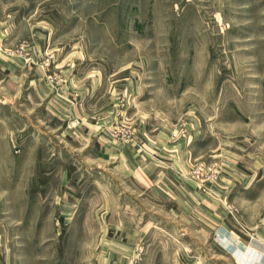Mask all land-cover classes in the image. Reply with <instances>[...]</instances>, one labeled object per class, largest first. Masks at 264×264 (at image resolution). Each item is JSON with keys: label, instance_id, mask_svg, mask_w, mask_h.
Segmentation results:
<instances>
[{"label": "rangeland", "instance_id": "obj_1", "mask_svg": "<svg viewBox=\"0 0 264 264\" xmlns=\"http://www.w3.org/2000/svg\"><path fill=\"white\" fill-rule=\"evenodd\" d=\"M263 119L264 0H0V264H264Z\"/></svg>", "mask_w": 264, "mask_h": 264}, {"label": "crops", "instance_id": "obj_2", "mask_svg": "<svg viewBox=\"0 0 264 264\" xmlns=\"http://www.w3.org/2000/svg\"><path fill=\"white\" fill-rule=\"evenodd\" d=\"M79 53H80L79 51L76 52V54H78V55H79ZM2 61L4 64L3 67L5 69L19 68L20 72L24 71V69H25V65H22L21 63L15 62V60H13V62L10 63L11 61L9 59H7L6 57H4ZM64 62L65 61H63L61 66L64 65ZM77 62H80V61H77ZM76 65H77V63H76ZM72 70H74V69H72ZM72 70H71V73H72ZM63 71H64L63 72L64 74H67L66 70H63ZM76 91L77 92L79 91V93H80V100L82 102L81 105H82L83 112H84V111H86L84 107H86V103L89 101L90 94H91L90 92L92 90H89V89L84 90V87H82V88H80V90H76ZM63 104H67V103H63ZM87 107H88V105H87ZM56 110H57V112H56L57 116H60L61 114L64 115L66 113V109L64 106H60ZM257 124L264 126V119L262 121L260 120ZM84 125L89 129L94 127V125L92 123H89V122L84 123ZM74 134L76 136L75 138H81L83 140H85L89 136H91L89 134H85V133L82 134L80 132L77 134L74 132ZM142 137L144 138L146 143L147 142L150 143L149 146H154V148H156L157 152H159V150L161 152H163V149L166 148V146H164V142H163L164 137L161 134H156L155 137H153V138H150L147 134H142ZM153 143H155V144L152 145ZM149 146L148 145L146 146L147 149L149 148ZM180 148H181L180 144H176V143L172 144L173 161L178 162L177 158L179 157V154L181 152ZM122 151H125V153H124L125 155H122L123 153L122 154L118 153V155L124 158L122 164L125 167V170L128 169L130 172L133 173V169H135L138 171L137 173H139V174L142 172L143 173L142 175L144 176L143 181L148 186L152 187L153 190H155V191H161V190L164 191L165 189H167V185L165 183L166 181L164 180V176H163V169L162 170L158 169V168H160L159 166L162 165L160 162H158V160H156L154 157H145L143 155H137V154L135 155V152H137L138 150L135 151L133 145H126L122 149ZM104 153L106 154L105 148L103 150V154ZM118 155L116 154V156H118ZM240 162H242V165L247 163L246 159H244V158H241ZM246 165H247V167L249 166V168L252 167L253 171H255V168L256 169L259 168L258 172L260 170V173L256 172V174H261L264 177V167H262L261 163L259 162L258 156H256V157L252 156V158L250 159V161ZM232 171H233L232 168L226 169L225 173L227 174V177L223 178L222 182H221L222 193H223V195H225V199H227L228 197H230L232 195V196L236 197L235 199L240 200V202L244 201V200H248L249 202H251L252 201V198H250V196L252 195L251 192L253 193V196H254V191L257 190L258 186H259L258 182L255 179V181L252 183V185L250 187L247 185H244L242 187L243 191L241 192L240 183H238L237 181H235L236 179H234L235 175L229 174V173H232ZM253 177L254 176L252 175V178ZM153 181H155L154 184H153ZM253 200H254V198H253ZM205 208H206L205 210L208 209L207 211H210V214H211V217L208 218L209 220H207V221L212 222L213 221V217H212V213H213L212 211L213 210H212L211 201H205ZM221 210L224 211L222 208H221ZM116 234L117 233L115 231L112 233V235H111L112 240H114L116 243H118L120 245H124L126 247L130 246L129 243L123 241V239L121 237H118V235H116ZM226 236L229 238H233L238 244L241 243V244H239V248H237V253L240 254L241 253L240 247H244V245H246L244 243V241H242V239L239 236L229 232L228 230L226 231ZM234 237H236L238 239H235ZM256 237L264 238V233H262V230L259 229L256 232ZM244 251H246V250H244ZM244 251H242V252H244Z\"/></svg>", "mask_w": 264, "mask_h": 264}]
</instances>
